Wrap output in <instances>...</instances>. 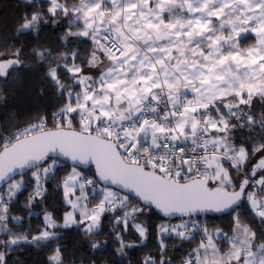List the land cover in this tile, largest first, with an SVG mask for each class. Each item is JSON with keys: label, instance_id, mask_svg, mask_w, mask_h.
Listing matches in <instances>:
<instances>
[{"label": "snow or ice", "instance_id": "obj_1", "mask_svg": "<svg viewBox=\"0 0 264 264\" xmlns=\"http://www.w3.org/2000/svg\"><path fill=\"white\" fill-rule=\"evenodd\" d=\"M48 4L47 13L40 9L20 17L15 36L38 33L41 23L51 22L43 19L45 14L57 20L63 14L74 17L69 29L80 28L67 36L86 38L92 48L80 63L76 51L70 57L59 54L63 64L47 48L32 53L41 64L57 60L44 78L64 103L51 113L50 124L45 112L7 135L6 128L0 130V234L6 237L0 240V264H8L6 253L22 241L48 246L53 253L48 264H64L57 229L75 226L85 236L95 235L102 217L111 213L112 226L123 224L126 232L133 217L153 206L165 217H189L171 228L159 226V236L191 239L203 233L184 264H264V233L258 237L239 215L231 236L201 229L192 219L201 212L236 211L246 199L264 224V0ZM242 33H254L255 43L241 48ZM22 51L0 38V79L7 82L14 70L27 67ZM61 158L72 161L71 172L58 181L70 209L63 222L46 213L44 226L31 239L15 233L10 224L22 218L9 212L25 187L23 176L30 171L36 181L31 203L44 195L41 180L55 175ZM249 163L251 171L234 182L231 170L247 169ZM93 164V178L77 170ZM96 197L99 202L89 205ZM133 199L136 204L124 211ZM131 227L146 238L141 223L132 221ZM115 240L120 255L132 246L120 232ZM221 240L229 245L227 251L218 247ZM166 247L160 239L162 253ZM143 264H155V259L148 256Z\"/></svg>", "mask_w": 264, "mask_h": 264}, {"label": "trees", "instance_id": "obj_2", "mask_svg": "<svg viewBox=\"0 0 264 264\" xmlns=\"http://www.w3.org/2000/svg\"><path fill=\"white\" fill-rule=\"evenodd\" d=\"M74 2L75 0H68L69 5ZM48 6V0H32L31 4L27 3L26 0H0V38H6L8 44H12L14 41L16 48L22 47L20 59L25 61L27 65V67L14 70L7 82L0 79V130L6 128L5 135L16 131L18 127L26 126L36 117L44 115L45 112L49 114L50 124L51 113L64 103L62 98L56 97L55 89L49 88V81L44 78L45 72L49 67L55 66L57 60L54 59L52 64H41L32 55L33 52L37 49L47 48L50 50V57L58 58V62L63 64L65 61L59 59V54L64 53L70 57L72 52L76 51L79 53L76 63H80V60H87L92 48L91 43L86 38L67 36L68 31L76 32L80 28L73 26L69 29V19H74V17L65 19L63 14L59 20L45 14L43 19L51 22L41 23L38 33L15 36V29L19 25L20 17L25 14L30 16L33 11L40 9L47 13ZM71 62L69 59L68 63ZM61 71L63 72V70ZM77 91H79L78 88ZM253 109L257 114L261 111L258 97L254 98ZM236 136L239 139L244 138L240 133H237ZM256 160L252 162L254 163ZM248 165L247 171L250 172L251 163ZM70 169L69 165L61 163L55 175L50 176L47 180L42 179L44 195L37 197L31 203H29V197L35 191L36 181L32 178L30 171L23 176L25 187L18 194L9 212L10 216L22 218L19 222L10 224L15 233L21 236L27 235L31 239L44 226L46 213L52 214L53 219L58 223L63 222L65 212L70 209L64 203L63 186L58 181H62ZM245 172L242 174L240 171L231 170L234 182L238 184ZM82 173L89 178L94 177L91 169L82 171ZM100 199L101 197L90 198L89 205H94ZM133 204H136L135 199L124 211H130ZM117 215H122V213H117ZM237 215H239L241 223L248 225L257 233L258 237L264 233V224H261L259 217L254 216L251 212L246 199L236 211L229 215L193 219L199 223L201 229L207 227L209 232L220 230L221 233L231 236L235 226L234 218ZM112 221L113 215L111 213L104 215L98 234L90 236L83 235L81 230L75 226L71 229H57L62 238L56 243L65 248L63 253L64 264H143L144 259L148 256L155 259V264H160L161 260L170 261V264H184L188 254L198 246L199 236L203 235L201 232L191 239H181L168 233H165L163 237L159 236V226L172 227L181 220H163L152 209L146 210L138 218L133 217L126 232L123 230V224L119 228H114ZM132 221L139 222L146 227V238H141L139 233L131 227ZM117 232L122 233L125 243L132 245L124 249L123 255L117 252V249L121 247L120 243L115 240ZM5 238L3 234H0V240ZM160 239H163L167 246L163 253L160 248ZM105 241L107 243H104ZM259 242L257 240V243ZM92 243H98L100 247L93 249ZM218 247L226 250L229 245L221 240L218 241ZM13 248L14 251L6 253L8 264H48V258L53 254L46 245L37 246L23 241L19 246H13Z\"/></svg>", "mask_w": 264, "mask_h": 264}, {"label": "water", "instance_id": "obj_3", "mask_svg": "<svg viewBox=\"0 0 264 264\" xmlns=\"http://www.w3.org/2000/svg\"><path fill=\"white\" fill-rule=\"evenodd\" d=\"M61 163L66 164V165H69L70 167H72V161L70 159L61 158ZM90 169L92 170L93 174L95 175V165L94 164L91 165L90 168H86L83 165H81L80 168H78V170H80V171H87V170H90ZM17 171H20V170L18 169ZM250 171H251V166H250ZM28 172H26V174ZM244 200H242V202L240 203V206L242 205V203L244 202ZM152 210H153V212L156 215H158L159 218H161L163 220H168V221L181 220V219H183V220H189V217L185 216V217L181 218L179 216V214H176L174 216L165 217L159 210L155 209L154 206L152 207ZM232 212H234V211H228V212H223V213H218V212H214V211L201 212V213H198V214H194L193 217H192V219L193 218L205 219V218H209V217H220V216H224V215H229Z\"/></svg>", "mask_w": 264, "mask_h": 264}, {"label": "rangeland", "instance_id": "obj_4", "mask_svg": "<svg viewBox=\"0 0 264 264\" xmlns=\"http://www.w3.org/2000/svg\"><path fill=\"white\" fill-rule=\"evenodd\" d=\"M246 34H250V35H252V36H255V34L254 33H246ZM248 36V35H247ZM255 43V41H248L247 43H244V44H241L240 42H239V46L241 47V48H247V47H249V46H251L252 44H254ZM27 126V125H26ZM24 127V126H23ZM254 161V160H253ZM249 166V165H248ZM248 166H247V169L246 168H244V167H241V169L239 170L242 174L245 172V171H247L248 170ZM71 170H72V167H71V169H70V172H71ZM78 170V169H77ZM78 171H80V170H78ZM82 172V171H81ZM83 174V173H82ZM17 180H20L21 178H16ZM63 186V185H62ZM89 191H90V189H89ZM99 202V201H98ZM97 202V203H98ZM45 218V217H44ZM184 221H186V220H184ZM179 223H181V221H179V222H177L175 225H177V224H179ZM199 224V223H198ZM174 225V226H175ZM169 227V226H168ZM169 228H171V227H169ZM210 232H212V233H215V231H210Z\"/></svg>", "mask_w": 264, "mask_h": 264}, {"label": "crops", "instance_id": "obj_5", "mask_svg": "<svg viewBox=\"0 0 264 264\" xmlns=\"http://www.w3.org/2000/svg\"><path fill=\"white\" fill-rule=\"evenodd\" d=\"M248 35V36H247ZM248 41H256V37L255 36H252L250 34H246V33H242L241 34V37L239 39V42L241 44H244V43H247ZM84 71L85 72H91V71H94V69H89L88 67L84 68ZM228 249L224 250V251H227Z\"/></svg>", "mask_w": 264, "mask_h": 264}, {"label": "built area", "instance_id": "obj_6", "mask_svg": "<svg viewBox=\"0 0 264 264\" xmlns=\"http://www.w3.org/2000/svg\"><path fill=\"white\" fill-rule=\"evenodd\" d=\"M202 236H203V235L199 236V242L201 241V239H202Z\"/></svg>", "mask_w": 264, "mask_h": 264}]
</instances>
